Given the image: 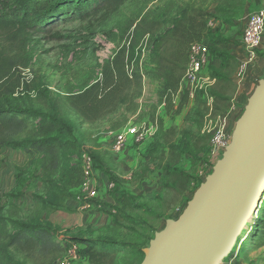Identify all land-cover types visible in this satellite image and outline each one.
Listing matches in <instances>:
<instances>
[{
  "label": "rangeland",
  "instance_id": "374dc122",
  "mask_svg": "<svg viewBox=\"0 0 264 264\" xmlns=\"http://www.w3.org/2000/svg\"><path fill=\"white\" fill-rule=\"evenodd\" d=\"M16 1L0 0V11L7 10ZM261 7H264V0H129L107 18H102L101 13L85 19L70 16L54 24L50 32L33 42L35 59L30 68L29 89L1 98L0 105H19L31 111L44 112V96L63 95L94 79L103 61L123 43L120 27L143 13H156L164 8L168 9L164 28L170 27L176 19L194 8L209 13V29L213 38L225 37L234 41L228 48L239 65L243 25L248 15ZM55 32L59 37L51 38ZM202 43L205 46L211 44L208 39L202 40ZM150 57L151 47L144 43L138 59L143 74V89L134 112L121 108L106 119L92 124H83L78 116L68 112L72 126L65 138H73L79 143V151L95 153L100 161L89 183L74 190V198L62 202L58 207L46 206L43 202L45 184L35 158L28 163V158L23 160L21 152L0 149V215L16 213V218L23 222L38 219L50 227L57 237H109L116 242H124L127 246L119 245L121 251L117 253L115 264H140L144 256L143 248L149 245L155 232L164 229L167 219L179 217L199 185L212 173L224 151H214L207 142L201 152L187 153L174 161L172 167L192 176L190 187L179 192L165 186L160 160H168L160 159L161 147L155 144L158 139L162 141L158 124L145 142L137 144L129 139L119 153L110 151L109 140L129 124L146 123L151 126L160 118L166 128L175 126L179 131L188 129L203 133L207 120L211 118L215 121L219 116L226 117L231 139L249 98L259 81L264 79V34L248 71L241 78L233 76L234 89L224 88L228 100L217 103L216 111L212 106L210 115L206 98L209 95L198 98L196 95L200 90L187 84L184 89L188 90V97L179 107V112H174L175 109L165 112L167 104H163L160 98L161 84L154 76V62ZM217 63L209 58L204 76L199 81V85L205 89L203 91L208 92L214 86V82L208 79V66ZM218 89L222 90V87ZM212 105H215L214 102ZM196 111L203 113V117H199ZM179 137L177 134L175 140ZM101 153L105 154L106 159L110 158L109 163ZM109 184L113 186L110 188ZM92 191L95 194L90 196ZM121 192L138 206L129 210L118 205L117 196ZM255 216L256 211L252 217ZM252 223L253 219H250L244 230L249 231ZM246 235L239 236L231 252L219 264H264V240L257 239L254 233ZM78 247L71 246L61 258H71V264H87L85 259L79 257Z\"/></svg>",
  "mask_w": 264,
  "mask_h": 264
},
{
  "label": "trees",
  "instance_id": "16d2710c",
  "mask_svg": "<svg viewBox=\"0 0 264 264\" xmlns=\"http://www.w3.org/2000/svg\"><path fill=\"white\" fill-rule=\"evenodd\" d=\"M128 1L17 0L7 10L0 11V99L17 93L20 87L21 90L29 89V82H25L22 72L30 69L34 62L33 42L37 37L50 32L54 24L70 16L85 19L101 13L102 18H107ZM167 14L168 9L164 8L156 13H143L126 22L119 28L123 43L103 61L94 79L63 95L44 96V112L31 111L19 105H0V149L17 150L28 155V163L35 158L45 184L43 202L46 206L58 207L74 198V190L84 180L79 143L73 138H65L72 126L68 112H73L83 124L104 120L121 108L134 112L143 89L138 59L144 43L151 47L154 76L161 84L159 95L163 104H167L165 112L175 109L174 112L178 113L179 107L187 100L188 90L182 89L178 104L174 106L189 47L204 39L210 40L211 44L206 48L210 58L218 63L208 66L214 86L208 92L200 90L196 96H211L215 111L217 103L228 100L224 88L234 89L233 76L238 69L237 59L228 48L234 41L225 37L213 38L209 29L211 16L204 10L194 8L164 28ZM58 37L56 32L51 35V38ZM219 86L222 90L218 89ZM196 114L203 117L199 111ZM157 124L162 141L158 139L155 144L161 147L160 159L168 160H160L165 186L184 192L190 187L192 176L171 164L184 154L201 152L209 140L208 135L188 129L179 131L175 126L166 128L161 118ZM177 134L180 137L175 140ZM89 154L97 168L100 161L95 153ZM101 154L109 163L110 158L106 159L105 154ZM263 202L264 194L258 203L256 216L251 218L252 227L241 235L247 233V237L254 233L257 239L264 240ZM117 203L129 210L138 206L122 192L117 196ZM73 245H79L77 253L87 264H115L117 253L121 251L119 245L127 246L109 237H57L38 219L23 222L16 218V213L0 215V264H57ZM139 253L142 255L141 250Z\"/></svg>",
  "mask_w": 264,
  "mask_h": 264
},
{
  "label": "water",
  "instance_id": "95a60500",
  "mask_svg": "<svg viewBox=\"0 0 264 264\" xmlns=\"http://www.w3.org/2000/svg\"><path fill=\"white\" fill-rule=\"evenodd\" d=\"M264 194V79L237 121L213 171L177 219L143 248L140 264H219Z\"/></svg>",
  "mask_w": 264,
  "mask_h": 264
},
{
  "label": "built area",
  "instance_id": "2783aa9c",
  "mask_svg": "<svg viewBox=\"0 0 264 264\" xmlns=\"http://www.w3.org/2000/svg\"><path fill=\"white\" fill-rule=\"evenodd\" d=\"M264 34V7H261L254 12L250 13L242 28L239 49L241 50V58L239 60L238 69L235 77L241 78L246 71H248L255 53L260 47ZM209 53L206 46L202 42L192 43L188 50V60L184 69V73L181 79L180 87L176 95L174 96V103H178L180 92L184 89L185 85H190L198 90H205L199 85V81L204 76L206 65L209 61ZM25 82L30 79V69L26 68L22 72ZM211 82L214 80L209 77ZM22 88L20 87L19 90ZM207 98L208 115L212 112L213 99L211 96ZM157 128V121L151 126L146 123L140 125L129 124L125 126L123 130L118 132L112 139H110L109 147L113 153L121 152L129 139L134 143L141 144L152 135L153 129ZM202 132L208 135L209 145L214 151H224L230 143V137L227 132V119L225 116H219L215 121L207 120L203 126ZM80 161L84 173V180L81 185L86 186L90 181V176L95 170L94 162L91 155L86 151H80ZM110 188L112 184L108 185ZM94 191L90 192V196H93ZM73 248H76L75 246ZM73 253L74 251L70 250ZM71 258H60L57 264H71Z\"/></svg>",
  "mask_w": 264,
  "mask_h": 264
},
{
  "label": "crops",
  "instance_id": "0c3cea01",
  "mask_svg": "<svg viewBox=\"0 0 264 264\" xmlns=\"http://www.w3.org/2000/svg\"><path fill=\"white\" fill-rule=\"evenodd\" d=\"M109 142H110V140H109ZM1 151H2V149H1ZM23 154V153H22ZM28 158V155H26V154H23V160H25V159H27ZM93 183H94V181H93Z\"/></svg>",
  "mask_w": 264,
  "mask_h": 264
}]
</instances>
